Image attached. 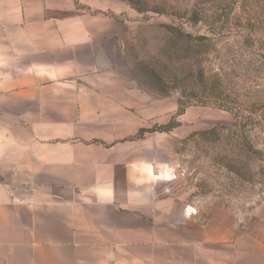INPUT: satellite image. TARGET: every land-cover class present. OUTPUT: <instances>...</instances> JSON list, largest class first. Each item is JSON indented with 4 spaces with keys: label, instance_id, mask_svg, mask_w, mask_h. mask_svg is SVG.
Here are the masks:
<instances>
[{
    "label": "crops",
    "instance_id": "obj_1",
    "mask_svg": "<svg viewBox=\"0 0 264 264\" xmlns=\"http://www.w3.org/2000/svg\"><path fill=\"white\" fill-rule=\"evenodd\" d=\"M121 25L76 0H0V264H264L263 216L174 192Z\"/></svg>",
    "mask_w": 264,
    "mask_h": 264
},
{
    "label": "rangeland",
    "instance_id": "obj_2",
    "mask_svg": "<svg viewBox=\"0 0 264 264\" xmlns=\"http://www.w3.org/2000/svg\"><path fill=\"white\" fill-rule=\"evenodd\" d=\"M76 3L122 23L120 71L155 118L147 129L171 136L174 192L264 217V0Z\"/></svg>",
    "mask_w": 264,
    "mask_h": 264
}]
</instances>
